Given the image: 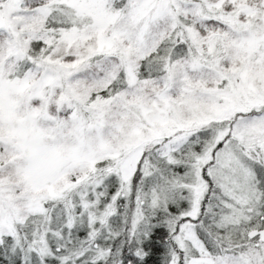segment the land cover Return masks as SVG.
Returning a JSON list of instances; mask_svg holds the SVG:
<instances>
[{"label": "snow or ice", "instance_id": "6c2138e0", "mask_svg": "<svg viewBox=\"0 0 264 264\" xmlns=\"http://www.w3.org/2000/svg\"><path fill=\"white\" fill-rule=\"evenodd\" d=\"M0 264H264V0H0Z\"/></svg>", "mask_w": 264, "mask_h": 264}]
</instances>
